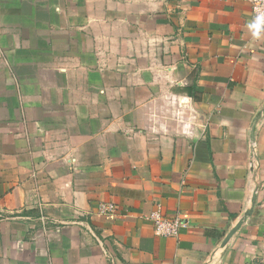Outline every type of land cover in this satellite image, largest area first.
Returning a JSON list of instances; mask_svg holds the SVG:
<instances>
[{
	"label": "crops",
	"instance_id": "0c3cea01",
	"mask_svg": "<svg viewBox=\"0 0 264 264\" xmlns=\"http://www.w3.org/2000/svg\"><path fill=\"white\" fill-rule=\"evenodd\" d=\"M0 264H264L248 1L0 0Z\"/></svg>",
	"mask_w": 264,
	"mask_h": 264
},
{
	"label": "built area",
	"instance_id": "2783aa9c",
	"mask_svg": "<svg viewBox=\"0 0 264 264\" xmlns=\"http://www.w3.org/2000/svg\"><path fill=\"white\" fill-rule=\"evenodd\" d=\"M245 1H248L252 6V22L255 32L264 31V0ZM97 212L102 216H115L119 213V206L114 202H100ZM141 218L149 221L155 232L163 237H178L182 227L185 226L179 212L167 215L160 204H157L151 212L142 215Z\"/></svg>",
	"mask_w": 264,
	"mask_h": 264
}]
</instances>
